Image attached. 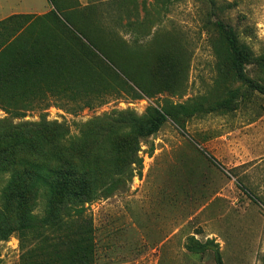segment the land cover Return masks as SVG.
<instances>
[{"label":"rangeland","instance_id":"rangeland-1","mask_svg":"<svg viewBox=\"0 0 264 264\" xmlns=\"http://www.w3.org/2000/svg\"><path fill=\"white\" fill-rule=\"evenodd\" d=\"M52 8L89 48L64 27L34 25L58 34L61 76L30 94L9 81L0 131L40 117L63 126L60 140L25 157L86 174L88 264H263L264 93L255 85L264 87V62L247 61L241 76L225 65L217 22L261 57L264 0H0V20ZM30 27L0 30V49ZM156 110L164 118L147 134ZM10 182L0 172V197ZM44 206L42 197L34 213ZM62 213L59 240L18 229L12 203L0 200V264H77L67 227L75 206Z\"/></svg>","mask_w":264,"mask_h":264},{"label":"trees","instance_id":"trees-1","mask_svg":"<svg viewBox=\"0 0 264 264\" xmlns=\"http://www.w3.org/2000/svg\"><path fill=\"white\" fill-rule=\"evenodd\" d=\"M49 1L53 6L56 5V0ZM21 22L32 27L25 28L0 49V92H7L10 81L14 90L25 89L30 94L28 90L35 84L48 85L61 76L58 71L63 57L56 44L58 34L34 30L37 23L64 27L81 42V38L69 29L55 8L43 15H10L0 20V30ZM217 26L224 37V51L219 52V56L224 59L225 65L231 63L241 76L242 65L247 61L255 59L264 62V54L256 57L250 45L240 39L234 27L222 21H218ZM81 44L89 48L86 43ZM119 75L116 72V78ZM255 88L264 93L263 86L256 84ZM14 96L18 97L19 93ZM19 114L26 116L25 113ZM163 118L164 115L156 110L147 134L157 130ZM62 127L57 121L40 117L38 121L19 122L0 131V172L10 171L11 174V182L6 192H2L0 200L12 203L18 229H33L40 234L50 231L59 240L63 238L62 212L67 206H75L77 218L67 227L76 246L77 264H88L94 254L95 243L92 241L90 220L83 219V203L88 200L86 197L90 186L86 174L66 160L63 165L51 168L25 157L39 154L38 147L43 142L60 140L63 136ZM21 153L26 155L22 156ZM42 197L45 200L44 213L39 216L34 210ZM59 245L62 246V241ZM218 264H222L220 259Z\"/></svg>","mask_w":264,"mask_h":264}]
</instances>
